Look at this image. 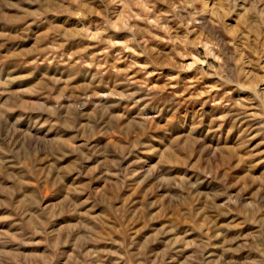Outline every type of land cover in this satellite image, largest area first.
I'll return each instance as SVG.
<instances>
[{"label":"rangeland","instance_id":"1","mask_svg":"<svg viewBox=\"0 0 264 264\" xmlns=\"http://www.w3.org/2000/svg\"><path fill=\"white\" fill-rule=\"evenodd\" d=\"M0 264H264V0H0Z\"/></svg>","mask_w":264,"mask_h":264}]
</instances>
